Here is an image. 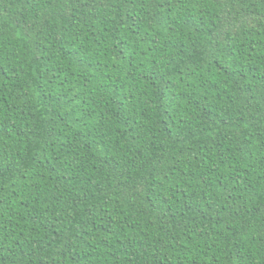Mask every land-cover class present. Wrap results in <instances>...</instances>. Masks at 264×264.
I'll use <instances>...</instances> for the list:
<instances>
[{
	"label": "trees",
	"instance_id": "obj_1",
	"mask_svg": "<svg viewBox=\"0 0 264 264\" xmlns=\"http://www.w3.org/2000/svg\"><path fill=\"white\" fill-rule=\"evenodd\" d=\"M0 264H264V0H0Z\"/></svg>",
	"mask_w": 264,
	"mask_h": 264
}]
</instances>
